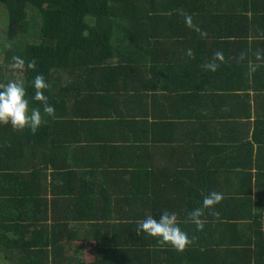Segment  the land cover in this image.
Returning <instances> with one entry per match:
<instances>
[{
    "label": "trees",
    "instance_id": "trees-1",
    "mask_svg": "<svg viewBox=\"0 0 264 264\" xmlns=\"http://www.w3.org/2000/svg\"><path fill=\"white\" fill-rule=\"evenodd\" d=\"M258 51L264 0H0V85L42 74L56 110L0 126V264H264ZM165 210L182 252L136 234Z\"/></svg>",
    "mask_w": 264,
    "mask_h": 264
},
{
    "label": "clouds",
    "instance_id": "clouds-1",
    "mask_svg": "<svg viewBox=\"0 0 264 264\" xmlns=\"http://www.w3.org/2000/svg\"><path fill=\"white\" fill-rule=\"evenodd\" d=\"M190 22V17L188 18ZM204 35V33H202ZM188 56H192V50L187 52ZM256 60H264V52L258 51ZM223 53L217 51L214 53L212 61L203 65L206 71L215 72L219 68L216 61H223ZM240 59H244L243 53ZM25 61L18 56L12 57V62L9 68L14 70H23ZM29 69H35V61H29L27 64ZM255 71V66L251 68ZM33 94L28 95L23 83L9 81L7 84L0 85V126H9L14 131L23 132L30 131L36 134L42 125V114L50 118H55V108L48 103V98L45 95V90L49 88L48 82L42 74H36L31 81ZM30 100L39 102L40 107H30ZM222 200V195L212 191L203 197L202 206L193 209L188 213V219L195 224L197 230L204 226V221L201 219L204 209H213L215 205ZM137 235H146L154 239L158 244L169 245L176 251H184L191 244L186 232L182 231L175 213H170L167 210L159 215V219L154 216H149L138 222L136 227Z\"/></svg>",
    "mask_w": 264,
    "mask_h": 264
}]
</instances>
